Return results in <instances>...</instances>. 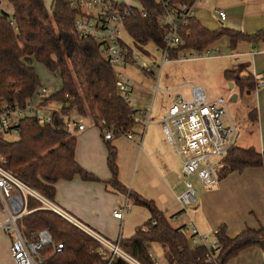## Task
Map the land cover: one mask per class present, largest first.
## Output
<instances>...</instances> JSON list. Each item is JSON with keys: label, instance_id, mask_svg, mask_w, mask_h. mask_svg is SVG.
Instances as JSON below:
<instances>
[{"label": "trees", "instance_id": "1", "mask_svg": "<svg viewBox=\"0 0 264 264\" xmlns=\"http://www.w3.org/2000/svg\"><path fill=\"white\" fill-rule=\"evenodd\" d=\"M9 1L14 7L13 14L0 13V104L7 101L25 105L36 94L42 87L33 66L38 62L50 72L59 71L62 82L61 89L51 94L43 104L56 101L67 104L64 109L76 106L98 125L104 119L108 127L118 131L130 130L137 121L130 112L129 102L117 87L115 69L102 56L94 39H83L77 35L74 22L79 12L69 5V0H53L51 10L45 0ZM135 1L141 9L135 8L134 14L126 20V31L140 49L149 43L162 45L165 32L158 24L162 3L160 0ZM171 1L178 4L195 0ZM224 36L234 43L264 41V28L255 33L228 27L211 30L194 17L181 33L182 43L171 51V55L178 56L185 50H203ZM224 77L242 90H256L259 85L253 73L243 76L240 68L226 70ZM250 115L253 121L257 120V110ZM110 142L107 148L112 178L106 183L127 193L136 203L146 205L151 212L150 218L138 226L132 236L120 240V248L143 264H154L150 251L152 243L161 245L168 264H215L210 262L208 248H192L184 226L172 224L175 215L167 217L152 200L128 191L121 183L118 178V151ZM76 145L77 135L66 128L64 120L56 112L53 123L47 126H41L34 117L24 118L17 140L0 139V153L4 156L6 169L54 203L55 185L59 180H69L76 175L85 180L98 179L77 162ZM261 166H264V151L253 146L233 145L220 160L218 174L225 176L231 171ZM27 211L22 219L26 236L34 238L39 230L48 229L54 241L63 244L59 252H55L52 244L44 246L41 264H108L112 256L109 248L31 194L27 196ZM214 236L220 243L215 256L217 264H227L245 248L264 247V226L247 228L230 237L226 225H222ZM120 258L116 256L111 264H116ZM122 264L130 263L122 259Z\"/></svg>", "mask_w": 264, "mask_h": 264}, {"label": "crops", "instance_id": "2", "mask_svg": "<svg viewBox=\"0 0 264 264\" xmlns=\"http://www.w3.org/2000/svg\"><path fill=\"white\" fill-rule=\"evenodd\" d=\"M218 10L226 13L225 19L221 18ZM195 17L211 30L228 27L255 33L264 28V0H197ZM229 41L231 52L226 55L230 61H223L228 66L224 71L240 68L241 75L253 73L258 79L259 85L255 91L259 110L257 120L253 123L258 124L260 140L251 146L264 151V77L263 80L259 78L264 73V41ZM215 43L209 47L222 52ZM184 94L190 96L191 89ZM152 113L146 127L140 115H132L137 123L126 132L134 133L133 139H129L126 133H120L110 140L118 151V178L128 191L152 200L167 217L177 215L184 224L190 225L193 222L201 231L213 237L222 225H226L230 237L239 235L247 228L259 229L264 226V166L231 171L225 176L218 174L217 183L211 186L200 181L202 184L195 188L197 202L187 212L183 211L178 200L185 189L181 163L166 139L161 125L162 117L153 120ZM103 130L92 119L87 122L85 130L76 133V160L98 179L85 180L76 175L69 180H59L55 185L54 204L92 232L117 243L132 236L136 228L150 218L151 212L146 205L136 203L127 193L115 190L106 183L112 178V172L108 166V141L104 139ZM126 200L131 203V210L122 219L115 217L114 211ZM6 218L7 212L0 199V264H16L11 251L13 236L2 227ZM172 224L181 226L176 219H172ZM158 248L162 258H155L151 253L153 260L168 264L162 248ZM227 264H264V247L245 248Z\"/></svg>", "mask_w": 264, "mask_h": 264}, {"label": "built area", "instance_id": "3", "mask_svg": "<svg viewBox=\"0 0 264 264\" xmlns=\"http://www.w3.org/2000/svg\"><path fill=\"white\" fill-rule=\"evenodd\" d=\"M163 10L158 15V24L165 32L162 45L151 43L155 52L148 48L140 49L133 38L131 43L125 40V22L134 14L138 4H127L117 0H69V5L76 9L79 14L74 22V30L80 38L94 39L100 47L102 56L113 65L122 62L125 64H138V59L143 58L144 64L141 69L158 74L159 82L162 65L175 60H197L219 57L221 52L217 48L207 47L203 50H185L190 53L178 56L171 55V51L177 49L182 43L181 33L189 27L191 20L195 17L196 2L173 4L171 0H160ZM145 17L147 14L142 12ZM221 18H226L223 10H218ZM128 33V32H127ZM129 34V33H128ZM183 51V52H185ZM155 53L160 55L161 64H156ZM158 68V71H157ZM116 84L120 94L129 102L130 112L140 115L146 127L151 120L153 102L145 107H137L129 99L126 92L132 79L117 74ZM53 94V93H52ZM67 97L68 94L66 95ZM48 98V88L40 87L36 94L26 101L25 105L4 101L0 104V139H7L10 135L20 134V125L24 118L34 117L41 126L53 123L54 115L59 113L64 120L66 128L73 134L83 131L87 127V120L93 119L85 115L76 106L64 109L67 104L58 102L60 108L47 109L43 102ZM228 116V103L224 97L210 98L202 86H193L191 95L188 97L183 93H174L170 105L161 118V125L168 143L173 147L181 163L182 180L185 185L184 191L178 200L183 211L197 202V192L192 177L197 176L199 180L208 186L214 185L218 180L219 162L228 150L235 145L239 135L238 128L231 117ZM94 120V119H93ZM100 126L104 128V139L110 141L120 133H126L129 139L135 137L134 133L118 131L108 127L106 120H100ZM4 156L0 153V199L7 212V218L2 223L3 229L12 234L11 251L16 264H41V250L44 246L52 244L55 252L63 248L62 243H56L48 229L39 230L34 238H29L24 233L23 217L27 211V196L29 194L37 197L45 203L48 208L53 209L71 222L75 223L112 251L108 262L111 264L116 256L128 261L130 264H143L119 246L104 237L92 232L89 228L79 223L69 214L64 212L53 202L47 200L38 192L19 180L10 170L3 166ZM131 203L126 200L114 211V216L122 219L130 210ZM184 226V232L189 236L190 246H204L210 250V262L215 264L216 251L220 248L218 240L201 231L193 222L190 225L174 216ZM154 264H161L153 260Z\"/></svg>", "mask_w": 264, "mask_h": 264}, {"label": "rangeland", "instance_id": "4", "mask_svg": "<svg viewBox=\"0 0 264 264\" xmlns=\"http://www.w3.org/2000/svg\"><path fill=\"white\" fill-rule=\"evenodd\" d=\"M121 1L128 4L135 3V0ZM52 3L53 0H45V4L49 10L52 8ZM3 12L13 14L14 7L9 0H0V13ZM124 38L131 43L132 38L127 32L124 33ZM214 45L221 49V56L197 60H175L164 63L160 70L158 84L157 73L154 74L141 69L140 65L144 64L143 58L138 59L137 65L129 63L124 65L120 62L114 66V69L117 74L122 73L124 76H128L132 79L129 89L124 93L129 94V99L135 106L141 108L153 102V120L162 117L164 111L169 107L171 97L174 93L184 92L187 94L193 86L202 85L209 96L224 97L227 100V119H229V117L232 118L239 132L235 145H245L244 147L256 145L260 140V132H258V124L253 123L250 113L254 110H257V112L259 110L257 92L249 89L242 90L240 86L234 84L232 86L231 82L223 78V71L228 67L227 64H223V61H230V57L226 55L231 52L229 38L224 37L222 41ZM148 48L155 52L151 43L148 44ZM188 53L190 52L185 51L182 52L181 55ZM155 57L157 58L156 64L160 65V55L155 53ZM33 66L40 76L42 86L48 88V97L61 89L62 82L59 71L56 73L50 72L45 66L38 62H34ZM259 78L262 79V76H259ZM46 108L58 109L60 108V104L56 101H48ZM89 120L91 119H88L87 122ZM91 122L92 121H90V124L93 125ZM104 132L105 131H103V133ZM18 137V135H10L7 139L17 140ZM214 161L219 162L217 159ZM191 179L195 188H197L199 184H202L195 176ZM156 246L157 248H155ZM158 247H161V245L152 243L151 253L155 258H162L161 250Z\"/></svg>", "mask_w": 264, "mask_h": 264}, {"label": "water", "instance_id": "5", "mask_svg": "<svg viewBox=\"0 0 264 264\" xmlns=\"http://www.w3.org/2000/svg\"><path fill=\"white\" fill-rule=\"evenodd\" d=\"M232 86H233V84H232ZM234 98H235V96H234ZM116 264H122V259L121 258L118 259L117 262H116Z\"/></svg>", "mask_w": 264, "mask_h": 264}]
</instances>
